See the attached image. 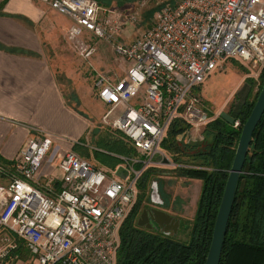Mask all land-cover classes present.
Instances as JSON below:
<instances>
[{"label": "built area", "instance_id": "2783aa9c", "mask_svg": "<svg viewBox=\"0 0 264 264\" xmlns=\"http://www.w3.org/2000/svg\"><path fill=\"white\" fill-rule=\"evenodd\" d=\"M41 1L72 20L71 38L90 34L112 42L125 76L98 77L99 98L109 107L102 120L137 154L123 157L125 177H119L68 150L59 157L63 177L54 187L40 173L56 159L50 156L55 136L41 130L10 163L0 162V229L7 232L0 264H18L8 260L18 239L35 264H117L120 231L137 202L142 175L168 161L162 143L171 124L182 119L189 125L183 140L197 142L221 114L202 99L207 76L232 60L262 74L264 0H152L160 7L157 16L131 41L121 35L138 10L112 9L101 0ZM121 105L125 110L111 119Z\"/></svg>", "mask_w": 264, "mask_h": 264}, {"label": "trees", "instance_id": "16d2710c", "mask_svg": "<svg viewBox=\"0 0 264 264\" xmlns=\"http://www.w3.org/2000/svg\"><path fill=\"white\" fill-rule=\"evenodd\" d=\"M261 77L263 85L264 70ZM258 95L259 93L252 102L245 101L236 116L230 114L235 120H238L237 117L241 118L239 126L236 127L219 116L205 127V135L210 134L209 149L200 150L199 155H203V158L198 161L190 159L191 154L186 152L196 146L192 142L180 140L189 125L180 118L174 120L162 148L172 152L174 162L181 165L174 169L175 173L202 179L197 209L188 226L187 239L181 240L178 236L137 225L142 209L150 203V182L155 175L164 171L156 167L148 168L139 183L137 202L120 231L117 264H206L218 208L241 129L251 114ZM114 141L112 148H107V152L102 154L96 152L95 157L107 164H117L120 162L119 154H137L135 148L124 140L115 138ZM78 145L76 143L74 149L83 148ZM82 155L89 157L90 152L85 149ZM0 162L8 163V160L0 157ZM29 259H32L30 251L18 239V248L10 254L8 260L13 263L21 260L25 263ZM31 264H35L33 259ZM220 264H264V114L254 132Z\"/></svg>", "mask_w": 264, "mask_h": 264}, {"label": "crops", "instance_id": "0c3cea01", "mask_svg": "<svg viewBox=\"0 0 264 264\" xmlns=\"http://www.w3.org/2000/svg\"><path fill=\"white\" fill-rule=\"evenodd\" d=\"M71 24L69 17L41 0H0V157L8 163L41 130L56 138L65 135L66 141L61 145L57 142L56 147L73 151L88 131V118L70 103L65 92L66 83L69 90L77 89L72 87V77L68 76L64 82L61 72L62 64H70L72 60L71 55L64 57L61 49V37L68 33ZM78 93L82 92H71L74 98ZM79 155L96 165L101 162L94 155ZM128 156L119 154L120 162L111 171L116 174L119 168L124 170L123 157ZM54 163L59 164V159L44 164L41 180L59 187L63 172ZM171 205L165 200L166 211L173 208L183 212L181 203L178 209Z\"/></svg>", "mask_w": 264, "mask_h": 264}, {"label": "rangeland", "instance_id": "374dc122", "mask_svg": "<svg viewBox=\"0 0 264 264\" xmlns=\"http://www.w3.org/2000/svg\"><path fill=\"white\" fill-rule=\"evenodd\" d=\"M155 2L156 1L153 2L152 0H102L101 4L112 9L139 11V16L135 23L126 26L121 35L124 40L131 41L140 36L144 30L151 27L153 20L160 10V7L156 6ZM61 39L63 41V46L61 48L63 51L62 55L65 57L68 54L71 55L72 58L70 64H62V76L64 82L68 76H71L72 87L77 88L75 91L69 90V86L66 83L64 87L67 98L70 100V103L81 111L89 120L86 121V125H89L88 131L83 137V141L78 143L80 146H83V148L79 150L75 149V151L81 155L82 151L85 149L90 152V156H95L96 152L102 154V152H107V148L113 147L115 138L121 139L122 141V137L125 140L126 138L119 131L105 124L102 120L109 107L104 105L99 98V91L96 86L97 79L99 76L103 75L109 80H118L125 76V63L116 56L112 42L105 41L90 34L79 38H71L69 32L66 35H62ZM66 40L75 44L71 46ZM66 43L67 46H64ZM91 51L92 53L88 54V52ZM261 87V74L258 75L253 72L247 63L236 60V62H224L222 69L218 68L208 75L205 82L201 85L200 93L203 101L211 112L217 114L227 112L236 116L245 101L248 100V102H252L255 99ZM71 92L82 93H78L77 98H74ZM124 110L125 105L119 106L115 109L110 118H118ZM237 119L241 123V118L237 117ZM203 130L205 132V128ZM206 135H208V137ZM206 135L203 140L192 142V145L196 147L186 151L187 154H191L189 155L190 159L198 161L203 158V155H199L200 150L205 151L209 149L208 142L210 141V134L206 133ZM63 137H65V135L62 137H55L56 140H54L53 148L50 153V156L56 154L54 162L58 161L59 157L68 150V148L63 146H61L60 149L56 147L57 142L61 145L63 141H66ZM128 145L131 146L130 144ZM183 147L184 145L182 144V148ZM163 151L168 155V161L166 164L162 162L154 166L164 171L155 175L151 182H153V180H158L160 193L162 198L166 200V203L177 206V209L179 206L178 204L181 203L183 212L177 210V213L173 208L167 210L173 215L176 214L175 216L178 215L177 217L181 216L182 223L178 237L181 240H186L189 232L188 226L193 219V214L197 207V200L201 192L202 179L175 173L174 169H177V167L181 165L174 162L172 152L165 149H163ZM100 161V164L97 165L107 170H111V168H115V165H117L116 163L107 164L102 160ZM54 164L58 166L57 163ZM57 171L61 173L60 170ZM151 182L149 188L151 187ZM150 192L151 188L149 194ZM6 233V231L0 229V247L4 244L2 238ZM31 263L32 259L27 260L25 263L21 260L18 261V264Z\"/></svg>", "mask_w": 264, "mask_h": 264}, {"label": "water", "instance_id": "95a60500", "mask_svg": "<svg viewBox=\"0 0 264 264\" xmlns=\"http://www.w3.org/2000/svg\"><path fill=\"white\" fill-rule=\"evenodd\" d=\"M263 114L264 83L260 89L257 101L251 111V114L241 129L235 156L229 170L221 203L218 208L206 264H220L221 262L230 217L237 198L245 163L253 140L254 132L262 119ZM220 116L230 124L235 123V118L227 112H222ZM182 139L183 136L180 137V140ZM186 142H189V140L187 139ZM116 175L119 177H125V172L122 167L116 171ZM150 202L153 205L142 209L137 218V225L149 230L161 231L167 235L177 237L181 227V218L171 214L165 209L156 207L159 205H165V200L162 198L160 193L158 180H154L151 184Z\"/></svg>", "mask_w": 264, "mask_h": 264}, {"label": "flooded vegetation", "instance_id": "af4514ba", "mask_svg": "<svg viewBox=\"0 0 264 264\" xmlns=\"http://www.w3.org/2000/svg\"><path fill=\"white\" fill-rule=\"evenodd\" d=\"M153 204L152 203H148V205H146V207L145 208H147V207H150V206H152ZM156 207H159V208H162V209H165V205L164 206H156Z\"/></svg>", "mask_w": 264, "mask_h": 264}]
</instances>
